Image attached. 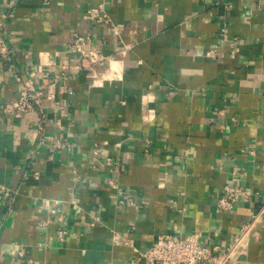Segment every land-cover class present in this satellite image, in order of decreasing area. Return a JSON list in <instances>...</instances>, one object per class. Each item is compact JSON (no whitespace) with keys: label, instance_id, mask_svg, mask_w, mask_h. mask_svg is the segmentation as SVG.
Listing matches in <instances>:
<instances>
[{"label":"crops","instance_id":"crops-1","mask_svg":"<svg viewBox=\"0 0 264 264\" xmlns=\"http://www.w3.org/2000/svg\"><path fill=\"white\" fill-rule=\"evenodd\" d=\"M1 19L0 104L14 70L71 75L42 132L36 111L0 116V184L16 189L0 190V264H147L137 248L161 232L226 246L264 209V0H0ZM76 34L111 59L78 69ZM228 181L249 195L218 210ZM235 259L264 264V221Z\"/></svg>","mask_w":264,"mask_h":264},{"label":"built area","instance_id":"built-area-1","mask_svg":"<svg viewBox=\"0 0 264 264\" xmlns=\"http://www.w3.org/2000/svg\"><path fill=\"white\" fill-rule=\"evenodd\" d=\"M88 11L90 17L97 21L108 19L104 3L90 6ZM5 26V19H1L0 55L13 58L14 51L5 34ZM69 46L80 54L78 69L94 68L111 59L109 55L102 51L100 46L92 42L89 34H76L73 43ZM121 47L120 51H125L128 45L124 43ZM209 53L216 55L218 52L216 49H212ZM70 75L66 71L61 74H54L47 83L38 86L33 76H24L21 71L14 70V76L19 82V94L0 104V116L10 114L15 118H21L27 112L36 111L38 114L37 121L42 132L47 108L53 105L63 106L61 96L68 90ZM42 138L53 147H60L64 143L63 138L46 135L45 133H43ZM95 152L99 151L96 149ZM108 159L112 158L108 157ZM33 175L38 178L40 175L39 170H34ZM110 182L112 184L116 183L114 179H110ZM0 190L5 196H9L13 191H16V189L6 184H0ZM248 195L249 192L244 186L234 181H228L222 192L217 196L216 208L218 210L232 209L242 196ZM97 219L98 217L91 224H95ZM261 220L264 221V209L254 212L251 219L241 225L237 236L226 246L204 243L198 231L184 234L161 232L149 247L145 249L137 248L138 256L136 259L145 258L147 264H232L236 260L237 250L247 241L252 229ZM66 233L67 229L60 228L58 237L64 239ZM18 254L20 256L26 254L24 247L18 248ZM27 260L29 264H37L31 257H28Z\"/></svg>","mask_w":264,"mask_h":264}]
</instances>
